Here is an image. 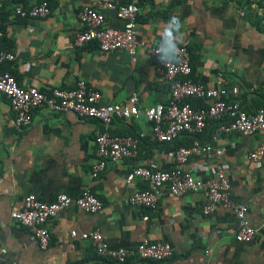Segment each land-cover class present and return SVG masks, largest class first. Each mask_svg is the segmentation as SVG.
I'll return each mask as SVG.
<instances>
[{
	"label": "crops",
	"instance_id": "0c3cea01",
	"mask_svg": "<svg viewBox=\"0 0 264 264\" xmlns=\"http://www.w3.org/2000/svg\"><path fill=\"white\" fill-rule=\"evenodd\" d=\"M39 1L23 0V5ZM46 1L50 13L40 19L16 18L11 2L0 3V49L14 56L0 68L10 71L23 88L72 87L82 79L100 93L102 103L124 102L132 92L138 95L140 109L165 102L167 84L157 80L150 49L158 42L165 45L164 29L177 20L179 43L191 51L190 78L206 87H225L226 98H236L247 111L264 107V11L246 0L240 4L238 0H138L135 30L141 44L134 61L122 50L103 53L94 42L72 44L81 29L77 11L92 0ZM104 16L106 23H118L112 11H104ZM231 87H236L235 95ZM215 124L209 123L198 135L156 142L150 139L151 125L144 118H114L110 131L138 136V152L108 163L91 177L94 137L101 129L98 121L40 107L27 127L16 128L0 94V243L5 248L0 264H264V134L218 135L213 144L219 155L191 157L184 164L185 170L202 178L211 176L216 163L223 167L233 199L245 207L248 225L258 227L250 241L234 239L238 221L233 210L217 207L202 215L204 199L198 192L163 191L153 208L126 203L129 193L144 188L138 178L123 181L128 171L149 164L169 168L176 146L187 139L209 141ZM257 145L263 147V155L253 162L247 153ZM83 190L98 197L102 208L90 213L71 206L58 213L49 221L45 249L9 219V212L21 207L26 194L52 201L57 193L74 197ZM94 229L111 249L132 247L148 238L168 243L172 253L162 261L117 263L97 256L89 239L81 238ZM71 230L76 232L73 237Z\"/></svg>",
	"mask_w": 264,
	"mask_h": 264
},
{
	"label": "built area",
	"instance_id": "2783aa9c",
	"mask_svg": "<svg viewBox=\"0 0 264 264\" xmlns=\"http://www.w3.org/2000/svg\"><path fill=\"white\" fill-rule=\"evenodd\" d=\"M264 11V0H246ZM12 3V16L19 19L44 18L50 8L46 0L24 6L23 0H0V3ZM112 11L117 24L105 22L104 11ZM138 0H92L77 11V20L81 29L75 33L72 44L82 46L94 42L96 48L109 53L122 50L131 61L135 60L138 46L141 44L136 35ZM242 15L241 10L238 11ZM2 21L0 19V27ZM1 35V30H0ZM166 45L156 43L150 54L154 58V70L157 80L167 84L168 97L165 102L140 109L138 95L132 92L124 102L102 103L100 93L86 81L79 79L72 87H51L44 90L19 86L13 74L0 68V94L6 99L16 128L27 127L32 121L33 111L44 107L56 113H73L79 118L98 121L101 129L94 137V158L89 174L96 177L106 165L120 158L134 157L138 152L139 138L132 134H114L110 131L114 118H144L151 125L150 139L156 142H172L183 134L198 135L211 122H215L207 142L192 141L188 145L174 148L172 164L160 169L155 164L138 165L128 171L123 181L131 182L138 178L144 182V188L133 190L126 197L129 205L153 208L160 194L165 191L171 195H181L185 191L198 192L204 199L201 214L208 215L217 207L234 211L238 227L234 239L239 242L250 241L258 227L248 225L245 219V207L236 202L230 190V184L223 167L216 163L211 176L202 178L184 169L191 157L219 155L220 149L213 141L218 135L236 132L240 135L264 134V107L253 111L243 109L236 98L227 99V89L223 86L206 87L190 78L191 58L187 45L178 43V62L164 63L158 57H165ZM11 52L0 49V65L13 61ZM237 93L236 87L229 89ZM196 101H200L198 105ZM263 155V147L255 146L247 153L250 161L256 162ZM74 206L82 211H99L102 201L88 190L71 197L63 192L57 193L52 201H44L34 194H26L21 207L9 212L11 222L24 227L40 249H45L50 240L49 221L58 213ZM75 236L74 230L69 231ZM81 238L89 239L97 256L109 257L117 263H126L134 259L162 261L171 256V246L166 242L143 238L132 247L111 249L98 229L82 233ZM5 248L0 243V254ZM131 263V262H130Z\"/></svg>",
	"mask_w": 264,
	"mask_h": 264
},
{
	"label": "clouds",
	"instance_id": "9594fccd",
	"mask_svg": "<svg viewBox=\"0 0 264 264\" xmlns=\"http://www.w3.org/2000/svg\"><path fill=\"white\" fill-rule=\"evenodd\" d=\"M180 29L181 25L179 21L171 20L168 22L167 27L163 32V42L166 45L164 52L167 55L165 57H158L161 62L170 63L179 61L177 44L182 39V33L180 32Z\"/></svg>",
	"mask_w": 264,
	"mask_h": 264
},
{
	"label": "trees",
	"instance_id": "16d2710c",
	"mask_svg": "<svg viewBox=\"0 0 264 264\" xmlns=\"http://www.w3.org/2000/svg\"><path fill=\"white\" fill-rule=\"evenodd\" d=\"M243 1V2H242ZM246 3V1L245 0H238V4H240V3ZM187 49L189 50V52H190V54H191V51H190V49L188 48V46H187ZM190 58H191V55H190ZM196 103H198V105H201V102L200 101H196ZM183 135H187V134H183ZM190 139H187V142L185 143V144H183V145H188L189 143H190Z\"/></svg>",
	"mask_w": 264,
	"mask_h": 264
}]
</instances>
